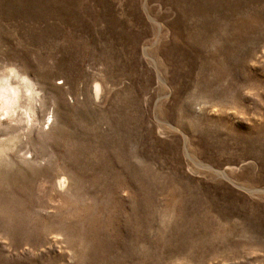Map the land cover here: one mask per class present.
I'll list each match as a JSON object with an SVG mask.
<instances>
[{
    "label": "rangeland",
    "instance_id": "1",
    "mask_svg": "<svg viewBox=\"0 0 264 264\" xmlns=\"http://www.w3.org/2000/svg\"><path fill=\"white\" fill-rule=\"evenodd\" d=\"M5 75L0 264H264V0H0Z\"/></svg>",
    "mask_w": 264,
    "mask_h": 264
},
{
    "label": "bare ground",
    "instance_id": "2",
    "mask_svg": "<svg viewBox=\"0 0 264 264\" xmlns=\"http://www.w3.org/2000/svg\"><path fill=\"white\" fill-rule=\"evenodd\" d=\"M21 88L25 92L22 97H27V102H25L26 106H24L21 114L22 116H27L33 108V102L36 97L33 88L28 84L27 80H20L16 75L0 76V109L6 107L9 110L15 104L14 102L21 98ZM19 106L16 104V107Z\"/></svg>",
    "mask_w": 264,
    "mask_h": 264
}]
</instances>
